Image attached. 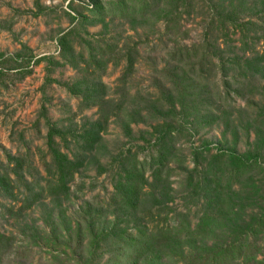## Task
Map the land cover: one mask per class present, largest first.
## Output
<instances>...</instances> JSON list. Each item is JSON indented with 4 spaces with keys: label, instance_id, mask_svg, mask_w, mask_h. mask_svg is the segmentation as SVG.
<instances>
[{
    "label": "rangeland",
    "instance_id": "374dc122",
    "mask_svg": "<svg viewBox=\"0 0 264 264\" xmlns=\"http://www.w3.org/2000/svg\"><path fill=\"white\" fill-rule=\"evenodd\" d=\"M0 54L18 59L0 75V264L86 260L92 219L97 235L203 231L136 264H193L202 246L263 264L264 0H0ZM246 58L262 74L236 66ZM95 85L98 99L81 94ZM49 125L76 168L64 195L51 193ZM231 152L262 164L236 171ZM135 162L130 209L115 199ZM200 175L205 189L218 182L219 205L199 196ZM116 243L92 264H124Z\"/></svg>",
    "mask_w": 264,
    "mask_h": 264
},
{
    "label": "trees",
    "instance_id": "16d2710c",
    "mask_svg": "<svg viewBox=\"0 0 264 264\" xmlns=\"http://www.w3.org/2000/svg\"><path fill=\"white\" fill-rule=\"evenodd\" d=\"M221 28H226L227 26H235L234 20L232 19H224L220 21ZM64 38L59 39V43L62 44V40ZM259 57V56H258ZM262 57V56H261ZM260 58V57H259ZM18 59H14L12 56H6L4 54H0V75L3 74L4 70H7L4 66L8 63H12V61L16 64ZM41 60H50V58H42ZM240 65L236 62V66H243L247 71L250 72V74L253 76V78L257 77V75L262 74V60L254 59V58H246L244 59ZM229 65V64H228ZM96 85L90 88L85 89L84 91H81V94L85 97L87 94H90L89 99L96 100L98 99V95L95 93ZM99 87H102V84H99ZM99 90V89H97ZM102 98V96H101ZM60 135L59 133H56L54 130L53 125H49L48 127V133H47V146L49 148V151L51 155L53 156V159L56 160L57 165V180L55 184L52 186V196L57 195H64L67 193V186L66 181L68 178L73 176V173L75 172L76 168L74 167L72 163H69L68 159L64 155H61L59 152L54 149V137ZM62 135H60L61 137ZM168 134L167 133H158V137L156 138L154 144H152V148H154L155 152H157L156 157H152L151 163H155L159 166H162L164 156L162 152L163 145L168 144ZM134 160V159H133ZM229 160L231 161V164L234 168H236V171H239L241 169H248L253 165L262 164V160L256 156H250V155H237L235 153L229 154ZM16 172V170H15ZM125 178L123 183L119 186L117 190V201H119L122 206L124 205L126 208L132 209V203L137 201L139 198V194L141 193V182L143 181V171L140 167V165L135 162L132 165H126L124 169ZM202 175H205L208 177L207 172L201 173ZM202 175H200L198 184L195 186L199 190V196L201 197L202 194L205 197L210 196L209 193L214 194L212 198V202L216 205H219L222 200L223 192L219 190L217 184L210 183V185L207 187V189L204 188L203 180H207L206 178H202ZM154 176L156 177V173L154 172ZM158 177L159 174H158ZM189 184L192 183V180L189 179ZM205 192V193H204ZM128 206V207H127ZM94 220H89L88 222V235L91 238V241L89 243V253L88 258L86 260L76 259L74 264H92L93 259L95 258V253L99 251V244L102 243H109L112 239H116L117 245H119L118 248V256L119 261L124 264H136L140 261L147 260L150 256H153L157 251H161L163 248L171 247V244L175 245L177 240H186L182 241L180 244H183L185 242L186 245H190L187 243H191L195 241V238H201L203 237V231L197 230L195 232L185 229L184 231H181L180 233H175L173 229L169 231H162L160 233H146V232H140L137 233H129L128 231L122 230L118 235H115V228H112L111 230H104L100 231V234H96L95 227L93 226ZM0 236V240H1ZM179 238V239H178ZM3 239V238H2ZM1 247V243H0ZM212 248V247H208ZM236 248V247H235ZM204 249V246L201 247V250ZM197 251L200 254L199 257L192 259L193 264H236L235 261H237V258L234 257V254L229 253L226 249L222 250H208L207 252ZM238 252L239 249H235ZM128 252V255L125 256L124 252ZM236 251V252H237ZM237 252V253H238ZM255 250H249L248 253L245 254L246 258L244 260H252L255 258ZM244 255V254H243ZM264 264V262H263Z\"/></svg>",
    "mask_w": 264,
    "mask_h": 264
}]
</instances>
